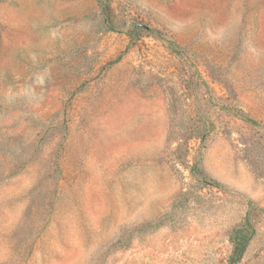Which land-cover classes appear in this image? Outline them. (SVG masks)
Masks as SVG:
<instances>
[{
  "label": "rangeland",
  "instance_id": "374dc122",
  "mask_svg": "<svg viewBox=\"0 0 264 264\" xmlns=\"http://www.w3.org/2000/svg\"><path fill=\"white\" fill-rule=\"evenodd\" d=\"M0 264H264V0H0Z\"/></svg>",
  "mask_w": 264,
  "mask_h": 264
},
{
  "label": "trees",
  "instance_id": "16d2710c",
  "mask_svg": "<svg viewBox=\"0 0 264 264\" xmlns=\"http://www.w3.org/2000/svg\"><path fill=\"white\" fill-rule=\"evenodd\" d=\"M253 232L254 228L247 218H245L243 225L232 229L229 237L232 243V252L229 257L230 263H235L242 257L252 238Z\"/></svg>",
  "mask_w": 264,
  "mask_h": 264
}]
</instances>
